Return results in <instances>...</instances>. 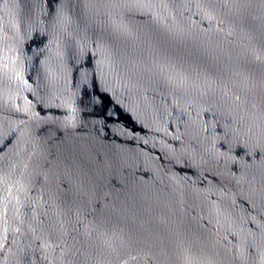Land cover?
Wrapping results in <instances>:
<instances>
[{
  "label": "water",
  "instance_id": "95a60500",
  "mask_svg": "<svg viewBox=\"0 0 264 264\" xmlns=\"http://www.w3.org/2000/svg\"><path fill=\"white\" fill-rule=\"evenodd\" d=\"M0 264H264V0H0Z\"/></svg>",
  "mask_w": 264,
  "mask_h": 264
}]
</instances>
